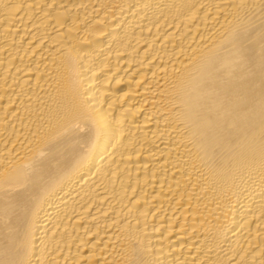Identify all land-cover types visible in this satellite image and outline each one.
<instances>
[{
  "label": "bare ground",
  "instance_id": "1",
  "mask_svg": "<svg viewBox=\"0 0 264 264\" xmlns=\"http://www.w3.org/2000/svg\"><path fill=\"white\" fill-rule=\"evenodd\" d=\"M0 264H264V0H0Z\"/></svg>",
  "mask_w": 264,
  "mask_h": 264
}]
</instances>
